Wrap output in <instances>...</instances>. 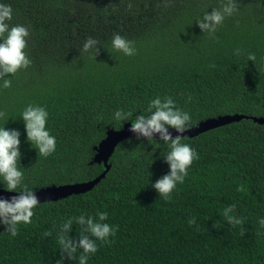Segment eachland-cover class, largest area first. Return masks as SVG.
<instances>
[{
	"label": "trees",
	"instance_id": "16d2710c",
	"mask_svg": "<svg viewBox=\"0 0 264 264\" xmlns=\"http://www.w3.org/2000/svg\"><path fill=\"white\" fill-rule=\"evenodd\" d=\"M2 2L13 9L9 25L30 33L29 66L0 88V126L21 133V170L31 190L97 178L105 166L91 163L96 147L108 130L132 124L113 113L149 115L157 96L171 97L193 126L247 118L182 138L199 158L167 200L151 185L169 172L162 158L168 146L125 140L91 191L38 204L15 236L0 225V264H79L81 250L74 260L60 253V226L73 219L68 235L78 241L74 218L103 211L115 236L97 241L85 264H264V124L251 119L264 118V0H236L237 11L214 33H203L197 21L226 0ZM116 34L132 42L134 55L112 48ZM88 38L97 45L84 52ZM29 104L49 113L46 126L57 141L49 156L38 157L26 141L20 113ZM231 205L241 224L223 216Z\"/></svg>",
	"mask_w": 264,
	"mask_h": 264
},
{
	"label": "clouds",
	"instance_id": "9594fccd",
	"mask_svg": "<svg viewBox=\"0 0 264 264\" xmlns=\"http://www.w3.org/2000/svg\"><path fill=\"white\" fill-rule=\"evenodd\" d=\"M236 11V0H226L221 8H214L211 12L205 13L197 24L203 33H214L225 18L232 16ZM12 14V7L0 0V88L4 89L11 86V80L7 77L27 68L30 64L26 54L30 33L23 25H9ZM96 45L95 39L88 38L84 42L83 51L87 52ZM111 46L126 56H132L136 51L132 42L119 34L113 36ZM248 60L255 62V55L250 53ZM148 112L149 115H139L133 120L130 119L131 112L117 110L113 113V118L116 121L131 120L130 131L136 134L137 138H146L152 145L153 141L157 142L153 138L154 134H159V140L168 146L169 151L162 158L167 163L169 172L151 185L160 198L167 200L177 185L184 182L193 161L199 158L198 153L182 140L183 134L193 127L192 117L187 111L178 108L171 97L161 99L157 96L152 99L149 102ZM20 119L24 122L26 141L37 150L38 157H46L56 151V138L50 134L46 126L49 119L46 108L29 104L20 113ZM169 128L178 133L175 138ZM20 136L21 133L16 129L10 130L0 126V185L7 192L18 193L10 200L0 198V225L4 226L6 232L12 236L17 234L19 225L32 222L34 209L40 204L34 190L24 184V172L20 164ZM155 146L158 147L159 143L157 142ZM233 208L234 205L225 208L223 216L229 224H241V219L230 215ZM74 219L75 223L81 227L82 233L78 241L70 238L68 233L73 229V219L66 220L60 226L58 236L60 253L66 255L69 260H74L77 250H81L79 264H85L87 257L98 251L97 241L107 243L110 237L115 236L116 228L105 222L108 220L106 211L97 212L95 218L90 215H79ZM195 222L194 218L189 219L190 225ZM259 224L264 227V218L259 220ZM45 235H51V233H45Z\"/></svg>",
	"mask_w": 264,
	"mask_h": 264
},
{
	"label": "water",
	"instance_id": "95a60500",
	"mask_svg": "<svg viewBox=\"0 0 264 264\" xmlns=\"http://www.w3.org/2000/svg\"><path fill=\"white\" fill-rule=\"evenodd\" d=\"M244 118L247 117L243 115H226L218 118H210L200 122L196 126H193L192 129L188 132H185L183 136L193 138L206 131L219 128L221 126H225L233 122L240 121ZM251 119L257 123L264 124L263 117L260 118L251 117ZM130 129H131V123H126L121 130H112V129L108 130L105 139H103L100 142V144L96 147L95 149L96 153L92 163L99 165L104 164L105 170L101 175L87 182L60 185V186L52 185L38 189L34 192L37 195L40 204L45 202H56L62 199H66L72 195L85 194L91 191L96 185H98L106 177L107 173L109 172L111 168V164L109 163V160L113 156L118 145L127 139L137 137L136 134L130 131ZM169 131L171 132L174 138L178 135V133L174 129L169 128ZM153 138L159 139V134H154ZM17 195L18 193H14V192L10 193L5 191L3 188H0V198L10 200L13 196H17Z\"/></svg>",
	"mask_w": 264,
	"mask_h": 264
}]
</instances>
